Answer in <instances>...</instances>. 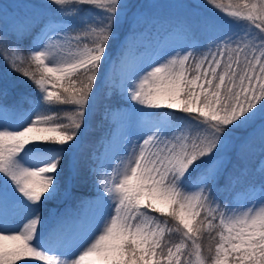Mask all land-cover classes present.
<instances>
[{
  "label": "snow or ice",
  "instance_id": "snow-or-ice-1",
  "mask_svg": "<svg viewBox=\"0 0 264 264\" xmlns=\"http://www.w3.org/2000/svg\"><path fill=\"white\" fill-rule=\"evenodd\" d=\"M203 5L202 36L134 59L131 0L4 6L0 264H264V0ZM101 100L113 133L81 162Z\"/></svg>",
  "mask_w": 264,
  "mask_h": 264
},
{
  "label": "rangeland",
  "instance_id": "rangeland-1",
  "mask_svg": "<svg viewBox=\"0 0 264 264\" xmlns=\"http://www.w3.org/2000/svg\"><path fill=\"white\" fill-rule=\"evenodd\" d=\"M139 6H142L144 12L151 20L150 31L143 38L137 41L131 49L125 53L129 59L136 56V48L143 44L156 41L167 42L170 44L182 43L185 36L193 34L202 36L200 30L201 23L213 15L212 9L203 5V0H131ZM9 3L11 5H9ZM33 0H0V23L4 22V6L7 7L10 20L13 16H23L29 13ZM189 5H203L200 7H189ZM189 31H185V29ZM121 56V49L118 44L113 45L112 59L117 60ZM25 92H31L30 87L25 86ZM102 100L98 101L97 109L93 115L90 126L84 131L81 138V147L78 151V158L81 162L88 160L91 153L103 154L105 151V141L111 138L113 127L108 122L102 123L103 108ZM4 113L0 111V120L4 119ZM91 177L87 178V186L84 191H93L90 188ZM48 207L52 212L59 216L65 211L71 213L74 210L72 202H51ZM51 226V220H50Z\"/></svg>",
  "mask_w": 264,
  "mask_h": 264
}]
</instances>
